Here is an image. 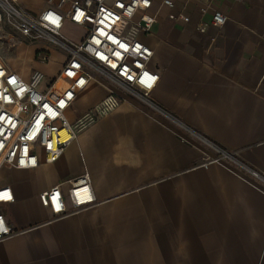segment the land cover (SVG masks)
<instances>
[{
  "label": "crops",
  "instance_id": "0c3cea01",
  "mask_svg": "<svg viewBox=\"0 0 264 264\" xmlns=\"http://www.w3.org/2000/svg\"><path fill=\"white\" fill-rule=\"evenodd\" d=\"M24 1L33 13L49 6ZM151 1V32L137 34L159 75L150 103L117 91L120 106L58 162L40 154L33 170L0 169L15 197L0 213L18 232L0 243V264H264V0ZM94 77L67 111L72 124L115 90ZM84 172L96 204L53 221L39 195L60 185L67 198Z\"/></svg>",
  "mask_w": 264,
  "mask_h": 264
},
{
  "label": "built area",
  "instance_id": "2783aa9c",
  "mask_svg": "<svg viewBox=\"0 0 264 264\" xmlns=\"http://www.w3.org/2000/svg\"><path fill=\"white\" fill-rule=\"evenodd\" d=\"M21 1L0 0V40L6 39L4 33L12 29L29 42L55 46L66 57L60 73L50 83L38 70L28 81L23 80L0 60V169L33 170L39 165L40 154L47 164H55L82 130L115 111L120 106L117 91L149 104L159 75L147 67L153 50L137 38L139 32H151L155 20L148 14L151 0H47L49 6L39 13H33ZM162 3L173 7L171 0ZM226 21L225 15L215 12L211 25L222 28ZM66 22L86 29L80 42L62 36ZM207 27L205 24L197 29L205 33ZM10 45L15 44L11 41ZM47 52L40 50V63L50 62ZM95 75L115 90L72 124L67 111ZM61 80L67 85L55 94ZM252 176L259 178L256 172ZM39 201L51 212L53 221L96 204L87 172L72 180L67 198L58 185L41 193ZM14 202L11 187H0V205ZM16 234L0 213V243Z\"/></svg>",
  "mask_w": 264,
  "mask_h": 264
},
{
  "label": "rangeland",
  "instance_id": "374dc122",
  "mask_svg": "<svg viewBox=\"0 0 264 264\" xmlns=\"http://www.w3.org/2000/svg\"><path fill=\"white\" fill-rule=\"evenodd\" d=\"M24 2L32 9L38 5V0H25ZM4 34H6V39L0 40V60L11 73L23 76L32 73L34 65L39 62V60L34 59V53L40 50L50 52V63L47 64V68L43 69L46 79H53L59 73L57 64L64 61V54L58 48L46 42H29L12 29L6 30ZM61 34L72 42H78L85 35L83 31L69 23H65ZM10 36L13 37V40H10ZM11 41L15 44L14 47L10 45Z\"/></svg>",
  "mask_w": 264,
  "mask_h": 264
}]
</instances>
